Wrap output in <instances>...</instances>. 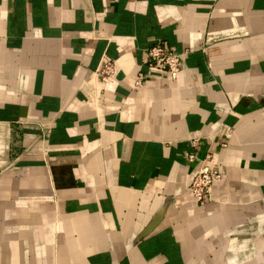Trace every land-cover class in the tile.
Listing matches in <instances>:
<instances>
[{
    "label": "crops",
    "instance_id": "obj_1",
    "mask_svg": "<svg viewBox=\"0 0 264 264\" xmlns=\"http://www.w3.org/2000/svg\"><path fill=\"white\" fill-rule=\"evenodd\" d=\"M0 264H264V0H0Z\"/></svg>",
    "mask_w": 264,
    "mask_h": 264
},
{
    "label": "built area",
    "instance_id": "obj_2",
    "mask_svg": "<svg viewBox=\"0 0 264 264\" xmlns=\"http://www.w3.org/2000/svg\"><path fill=\"white\" fill-rule=\"evenodd\" d=\"M184 52L170 48L164 44L156 43L146 51V62L150 68L159 71H166L172 78L176 77L183 65ZM112 71L111 64L105 61L95 72L103 77L108 76ZM142 76L138 75L136 83L142 82ZM191 160L194 154H189ZM219 169L205 161L200 162L189 185L191 196L200 204L211 200L213 184L221 178Z\"/></svg>",
    "mask_w": 264,
    "mask_h": 264
}]
</instances>
